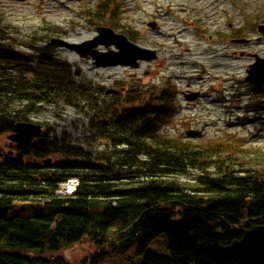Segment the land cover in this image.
<instances>
[{"label":"trees","instance_id":"trees-1","mask_svg":"<svg viewBox=\"0 0 264 264\" xmlns=\"http://www.w3.org/2000/svg\"><path fill=\"white\" fill-rule=\"evenodd\" d=\"M113 1H100L93 16L115 17ZM260 21L264 15L231 38L257 32ZM8 36L0 30V137L33 123L44 105L74 107L109 153L93 157L67 135L50 138L49 128L28 150L0 149V264H103L133 248L140 264H252L226 246L264 225L263 149L236 134L199 142L170 136L162 127L178 112L171 82L147 91L121 85L102 97L104 88L75 81L67 62L18 50ZM75 179V193H56ZM19 205L38 213L13 215ZM85 236L109 249L80 263L60 255ZM161 236L169 255L149 250Z\"/></svg>","mask_w":264,"mask_h":264},{"label":"rangeland","instance_id":"rangeland-1","mask_svg":"<svg viewBox=\"0 0 264 264\" xmlns=\"http://www.w3.org/2000/svg\"><path fill=\"white\" fill-rule=\"evenodd\" d=\"M102 0H0V30L17 41L11 44L18 50H28L35 41L43 45L52 38L71 41L73 36L85 37L79 43L94 38L98 27L111 28L125 35L139 47L156 51L157 57L142 61L138 68L114 66L101 68L92 59L71 62L72 51L62 48L52 54L68 63L74 79L102 87V97H111L115 87L122 91L136 83L143 90L171 82L176 86L177 113L162 127L164 133L184 140L204 141L227 138L236 134L247 146L264 150V88L246 81L253 55L264 58V37L257 32L247 33L249 44L233 43V34L246 26L247 21L264 15V0H114L119 4L115 17L104 12L93 16ZM172 6L171 9L169 6ZM156 23L152 28L149 24ZM263 21L258 22L261 24ZM111 50H116L114 46ZM105 51V47H99ZM38 56H35L37 58ZM38 61V59L36 60ZM35 61V63H36ZM104 69V70H102ZM174 87V86H173ZM261 89V90H260ZM200 94L190 102L184 93ZM31 121L45 126L47 135L72 138L93 157L107 155L109 150L90 129V119L74 107L44 105L30 115ZM8 135L0 137V149L13 150ZM58 156L54 157L57 162ZM192 178V177H190ZM185 179V178H184ZM186 180V179H185ZM60 186L58 195H67L69 183ZM19 205L13 215L32 216L37 210L21 212ZM111 235L108 239H111ZM90 237L64 246L60 255L73 263L90 258L99 250ZM108 250L106 244L100 248ZM150 251L169 255L165 236L152 243ZM142 257L133 248L126 255L109 259L103 264H140Z\"/></svg>","mask_w":264,"mask_h":264},{"label":"water","instance_id":"water-1","mask_svg":"<svg viewBox=\"0 0 264 264\" xmlns=\"http://www.w3.org/2000/svg\"><path fill=\"white\" fill-rule=\"evenodd\" d=\"M17 1L24 2L25 0ZM149 25L152 28L157 26L156 23H150ZM257 30L261 36L255 40L261 41L264 37V24H259ZM97 33L94 38L83 43L69 42L63 38H52L43 45L29 44L28 48L44 56L52 55L56 51L65 48L76 52L84 59H92L94 64L101 68L123 65L136 69L140 66V62L151 61L157 57L156 51L139 47L128 40L125 35L117 34L111 28L98 27ZM7 39L13 42L17 41L13 36H8ZM250 42L251 39L247 38L233 39L235 44L245 45ZM101 46L105 47L106 50H99ZM111 46H114L116 50H111ZM254 59L253 64L249 66L247 71L246 81L259 87H264V58L255 54ZM184 95L190 102L196 101L200 96L198 92H187ZM43 133L44 127L41 124L19 122L15 125L14 132L8 135V138L15 144L16 148L28 150ZM10 154L13 155L14 152L10 151ZM52 161L53 159L50 158L42 160L41 163L48 164ZM75 190L76 187L73 188L71 193H75ZM226 249L242 256L252 264H264V225H253L245 229L242 237L231 242L226 246Z\"/></svg>","mask_w":264,"mask_h":264},{"label":"bare ground","instance_id":"bare-ground-1","mask_svg":"<svg viewBox=\"0 0 264 264\" xmlns=\"http://www.w3.org/2000/svg\"><path fill=\"white\" fill-rule=\"evenodd\" d=\"M171 7L172 6L170 5L169 8L171 9ZM85 37H87V35H85ZM85 37H75V36H73L71 38L70 42L79 43L82 40L86 39ZM79 59H80V57L78 56V54L76 52H72V54H71V62H74V61L79 60ZM102 70H104V69H102ZM74 186H75V184L71 183V182L67 185V190H69L68 193L72 192Z\"/></svg>","mask_w":264,"mask_h":264},{"label":"flooded vegetation","instance_id":"flooded-vegetation-1","mask_svg":"<svg viewBox=\"0 0 264 264\" xmlns=\"http://www.w3.org/2000/svg\"><path fill=\"white\" fill-rule=\"evenodd\" d=\"M44 130H45V126H44ZM13 145H14V143H13Z\"/></svg>","mask_w":264,"mask_h":264}]
</instances>
